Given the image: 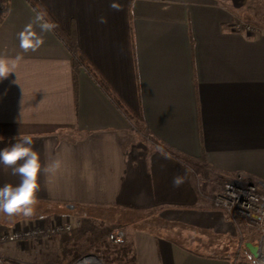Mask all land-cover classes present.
<instances>
[{
	"label": "crops",
	"instance_id": "0c3cea01",
	"mask_svg": "<svg viewBox=\"0 0 264 264\" xmlns=\"http://www.w3.org/2000/svg\"><path fill=\"white\" fill-rule=\"evenodd\" d=\"M6 1L0 58L21 59L0 79V149L31 135L42 166H60L41 173L35 215L0 213V232L70 219L58 213L75 205L83 217L70 219L73 233L53 244L58 251L85 226L99 238L118 225L135 264H238L234 222L199 193L203 176L187 160L214 182L252 175L264 188V0H37L178 156L140 138L53 30L37 51L23 52L18 33L39 13L27 0ZM237 21L260 27L237 30ZM177 175L185 177L178 188ZM6 183L19 178L0 165ZM22 254L33 255L32 243L0 246L4 259Z\"/></svg>",
	"mask_w": 264,
	"mask_h": 264
},
{
	"label": "rangeland",
	"instance_id": "374dc122",
	"mask_svg": "<svg viewBox=\"0 0 264 264\" xmlns=\"http://www.w3.org/2000/svg\"><path fill=\"white\" fill-rule=\"evenodd\" d=\"M0 2L3 3L4 5V11L2 15L0 16V21L3 18V16L6 14L7 9H8V3L5 0H0ZM238 25H241L239 21L236 22L235 28L237 30H242L244 28H239ZM244 25V24H242ZM247 26L252 27V33L257 30L258 27H260V24H254V25H249ZM245 30V29H244ZM132 126V125H131ZM132 129L142 138L143 140H146L147 142L151 143L152 145H155L156 147L162 149L164 152L169 153L170 151L165 148L163 145H161L160 141L153 137L149 131L144 127L142 122L139 123L138 128L135 126H132ZM66 134L71 136L70 131L66 132ZM78 138V137H77ZM170 154L174 156H178L175 153L170 152ZM187 164L190 168L195 170L198 174H201L203 178L199 177L197 179V186L199 193L202 194L203 198L206 199L210 203V206L219 209L220 211H223L233 222H234V227H236V234L238 237H236L237 242L233 254V260L238 263V264H260L259 259H254L249 251L245 252L243 251V246L246 247V243H252L254 246H260V254L264 255V229L263 232L259 231L256 228H251L248 226V223H246V219L243 217V214L239 212L238 207H231V208H226L221 205H217L216 201L220 199L222 201V197H224V202H226L227 199H231V193L232 191L228 192L226 189L230 190H235V183H232L233 181L238 182L241 184V186H245V184H252L254 180L258 181L255 179L252 175H242V179H234L232 175L226 176V177H221L217 182H214L212 177L209 175L208 172H206L207 175H205V170L201 168V165L197 164L193 160H187ZM245 176H247V179H244ZM249 178V179H248ZM212 180V181H210ZM213 182V183H212ZM249 184V185H250ZM205 185H215L219 186V189H217V192L215 194L209 196L204 193V186ZM229 185V186H228ZM258 186V191L261 192V196L264 197V188L261 187L260 185ZM249 187V186H247ZM251 188V187H249ZM260 195V194H259ZM219 201V202H220ZM61 216H70V219L72 220V223L79 222L80 223V218L83 217L80 215L77 211V208L75 205H68L67 207H63L59 213ZM232 214V215H231ZM53 218V217H52ZM56 219V218H55ZM70 219L64 218L62 221L61 220H54L52 222L50 221H44V219H37V221L33 222L32 224H29L27 226L23 227H14L10 231H2L0 232V246L1 245H17V244H25V243H32L33 245V255L27 256L26 254H22L20 257L18 255L14 256L12 259H4L0 257V262L2 264H79V261L82 260L83 257L86 256H96L98 257L101 261L102 264H130L126 260L122 261H115V262H108L106 263L104 260L105 254H104V244H113V245H127L128 244L124 241L123 244H114L110 241L108 238L109 233L111 232L112 229L114 228H121L123 229L124 227L122 226H113L110 228V230H107L102 236H99V234H94L91 231L86 234V226L83 228V230L76 236L77 240L75 239H70L67 241L66 246L63 247L61 250H57L54 248V245L56 243H60L58 241L59 237L61 235H71L73 232V225L70 223ZM56 224L61 227L65 226H70L71 229L68 232H62V233H48V228L52 225ZM75 224V223H74ZM34 225L33 229H36L35 233H30L28 234L27 237L21 238V239H15L12 240V236L16 235L19 233V231H28L31 226ZM81 226V225H80ZM51 229V228H50ZM43 231V232H41ZM127 233V230H126ZM262 234V235H261ZM260 239V241H259ZM50 242L52 244V247L50 250L46 251L47 249L44 247L45 243ZM255 241V244L253 243ZM54 244V245H53ZM77 245H80V251L79 249L76 248ZM247 249V248H246ZM232 257V256H231ZM111 259V258H109ZM110 261V260H109Z\"/></svg>",
	"mask_w": 264,
	"mask_h": 264
},
{
	"label": "clouds",
	"instance_id": "9594fccd",
	"mask_svg": "<svg viewBox=\"0 0 264 264\" xmlns=\"http://www.w3.org/2000/svg\"><path fill=\"white\" fill-rule=\"evenodd\" d=\"M110 7L120 11L118 3H111ZM105 22V21H101ZM38 28L37 32L34 28ZM56 25L37 15L35 20L25 25L18 33L19 47L23 52H35L44 43L45 33L51 32ZM20 56L14 60L0 58V79L7 78L10 73H15ZM12 143L0 149V165L10 169L12 176L19 178V183H6L0 186V213L9 218L23 216L31 218L35 215L40 191L39 177L42 172L54 173L60 166L59 161H53L49 166H42L40 154L33 147L34 140L31 135L12 138ZM185 182V177H173V187H180Z\"/></svg>",
	"mask_w": 264,
	"mask_h": 264
},
{
	"label": "built area",
	"instance_id": "2783aa9c",
	"mask_svg": "<svg viewBox=\"0 0 264 264\" xmlns=\"http://www.w3.org/2000/svg\"><path fill=\"white\" fill-rule=\"evenodd\" d=\"M4 5L2 2H0V16L2 15L4 11ZM239 28H244L246 31L251 32L253 29L250 26L247 25H238ZM233 178L236 179H242V175L233 176ZM244 179H247V176H245ZM249 179V178H248ZM232 183H235L236 188L234 191L230 190L229 188L226 189L228 192L232 191L231 199H227L226 202H224V197H222V201L218 199L216 201V204L221 205L226 208L231 207H238L239 212L241 215L243 214V217L246 219V223H248L249 227H253L258 229L259 231L263 232L264 229V197L261 196V192L258 191V181L254 180L252 184H245V186H241V184L238 182L233 181ZM229 186V185H228ZM251 188H249V187ZM260 194V195H259ZM220 201V202H219ZM232 215V214H231ZM34 225L29 228L27 231H19L16 235L12 236V240L21 239L24 237H27L29 232L35 233L36 229H33ZM51 228V229H50ZM71 229L70 226L61 227L56 224H52L48 228V233H62V232H68ZM43 232V231H41ZM262 235V234H261ZM264 237V236H262ZM108 238L110 241L114 244H123L125 241V232L121 228H114L109 233ZM260 241V239H259ZM79 264H102V261L93 255L83 257L81 261H79Z\"/></svg>",
	"mask_w": 264,
	"mask_h": 264
},
{
	"label": "trees",
	"instance_id": "16d2710c",
	"mask_svg": "<svg viewBox=\"0 0 264 264\" xmlns=\"http://www.w3.org/2000/svg\"><path fill=\"white\" fill-rule=\"evenodd\" d=\"M6 1V0H5ZM32 7L42 16L46 21L54 23L56 27L53 29L54 33L62 41V43L71 52L74 60V65L84 66L88 73L92 76L95 82L100 86L102 91L108 96L112 103L122 112L126 119L130 122L132 126L138 128L139 123L142 122L144 125V120L141 114H136L124 103V101L114 92V90L109 86V84L99 75V73L89 64L85 56L78 47L76 36L73 32H66L62 27L52 18V16L42 7V5L37 0H27ZM7 2V1H6ZM86 216V213H84ZM255 244V241H253ZM104 260L106 263L126 260L130 264H135V255L130 245H113L104 244ZM243 251L247 252L245 246L242 247ZM111 258V259H109ZM110 260V261H109Z\"/></svg>",
	"mask_w": 264,
	"mask_h": 264
},
{
	"label": "water",
	"instance_id": "95a60500",
	"mask_svg": "<svg viewBox=\"0 0 264 264\" xmlns=\"http://www.w3.org/2000/svg\"><path fill=\"white\" fill-rule=\"evenodd\" d=\"M246 248L254 259L260 258V246H254L252 243H246Z\"/></svg>",
	"mask_w": 264,
	"mask_h": 264
},
{
	"label": "bare ground",
	"instance_id": "6f19581e",
	"mask_svg": "<svg viewBox=\"0 0 264 264\" xmlns=\"http://www.w3.org/2000/svg\"><path fill=\"white\" fill-rule=\"evenodd\" d=\"M260 264H264V255L260 254V258H259Z\"/></svg>",
	"mask_w": 264,
	"mask_h": 264
}]
</instances>
